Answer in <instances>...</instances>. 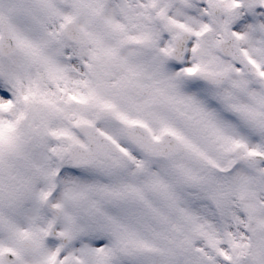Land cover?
<instances>
[{"label": "snow or ice", "instance_id": "obj_1", "mask_svg": "<svg viewBox=\"0 0 264 264\" xmlns=\"http://www.w3.org/2000/svg\"><path fill=\"white\" fill-rule=\"evenodd\" d=\"M0 264H264V0H0Z\"/></svg>", "mask_w": 264, "mask_h": 264}]
</instances>
